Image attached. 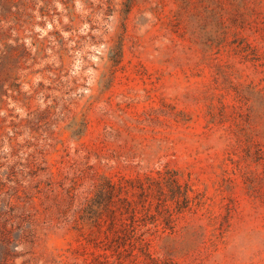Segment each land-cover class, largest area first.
Instances as JSON below:
<instances>
[{
    "label": "rangeland",
    "instance_id": "1",
    "mask_svg": "<svg viewBox=\"0 0 264 264\" xmlns=\"http://www.w3.org/2000/svg\"><path fill=\"white\" fill-rule=\"evenodd\" d=\"M0 264H264V0H0Z\"/></svg>",
    "mask_w": 264,
    "mask_h": 264
}]
</instances>
